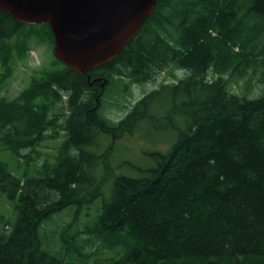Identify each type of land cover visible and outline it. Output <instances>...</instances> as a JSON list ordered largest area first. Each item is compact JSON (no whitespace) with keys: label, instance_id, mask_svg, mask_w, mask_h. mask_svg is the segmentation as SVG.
<instances>
[{"label":"trees","instance_id":"trees-1","mask_svg":"<svg viewBox=\"0 0 264 264\" xmlns=\"http://www.w3.org/2000/svg\"><path fill=\"white\" fill-rule=\"evenodd\" d=\"M25 25L0 12V85L11 76L6 39ZM30 28L22 36L36 34L54 46L48 25ZM54 60L58 67L33 78L15 99L0 98V151L28 166L18 177L0 161V188L17 200L8 234L0 233V264H99L97 243L112 254L108 264H264V95L251 99L230 86L244 80L251 90L264 83V0H159L111 61L80 75ZM168 70L172 83L146 94L124 121L107 128L106 105H120L112 96L115 77L143 84ZM175 70L185 76L178 80ZM105 80L101 95L97 85ZM166 91L173 105L159 113ZM60 92L66 94L61 107ZM96 98L100 106L91 115ZM176 116L185 128L172 148L154 155L156 165L145 176L117 178L95 225L71 229L69 244L51 254L46 236L41 240L43 222L78 206L76 223L83 205L100 195L98 171L108 168L112 151H92L100 135ZM62 131L66 138L53 162L46 155L28 174L33 154H44L41 143Z\"/></svg>","mask_w":264,"mask_h":264},{"label":"rangeland","instance_id":"rangeland-1","mask_svg":"<svg viewBox=\"0 0 264 264\" xmlns=\"http://www.w3.org/2000/svg\"><path fill=\"white\" fill-rule=\"evenodd\" d=\"M30 26L25 25L22 33L19 34L18 32L10 39H6L13 57L10 62L11 76L0 85V98L15 99L23 90L29 87L33 78L43 77L47 72L58 67L54 60L56 59L53 54L54 46L52 47L48 41L39 42L40 37L36 34H31L28 39L25 38L26 35L22 36L31 29ZM42 40L45 41V39ZM17 43L20 47L19 50L17 49ZM169 72L170 70L143 84L131 83L128 79L119 80V78L115 77L112 96L117 99L120 105H106L107 111H105V114H107L111 122H116L127 115L140 99L153 90L158 89L161 84L172 83L173 78L169 76ZM4 73L0 58V76L4 75ZM174 74H176L178 80L185 76V72L181 70H175ZM230 86L234 93L249 96L251 99H257L264 95V83L257 82L251 90L245 89L244 80L240 81L239 84L231 83ZM169 94L170 91H166L165 102H160L162 106L160 104L157 106V112L160 113L161 110H166L173 105V100ZM59 95L62 102L59 101L58 106L61 107L66 101V94L60 92ZM180 100L183 101L184 98L181 97ZM111 101L114 103L115 100ZM176 101L179 100L177 99ZM60 119V123H63L64 119ZM173 126H179L180 129H173ZM184 128V119L176 116L173 119H159L155 122L133 125L131 129L134 130H126L119 136L100 135L98 145L92 151L102 154L106 153L110 146L112 148V151L109 150L108 153V168H102L98 171V176L102 177V182L99 185L100 195L93 201L83 205L76 223H74V214L78 206L68 207L43 222L40 227L42 235L40 237L44 241V236H46V246L51 247L50 253L57 255L60 250H63L69 244L66 238L71 237V229L76 232L84 230L85 227L94 226L103 212L104 203L110 199L115 180L119 177L141 178L145 176L146 171L156 165L154 155L167 153L176 142L179 132L184 130ZM65 133V131H62L59 138L47 139L41 143L38 150L44 154L40 157L33 154L35 161H31L28 174H33V168L39 169L44 164L47 159L46 155H50L49 161L53 162L61 142L66 138ZM47 134L51 135L52 131L49 130ZM22 153L29 154L30 149H24ZM0 161L6 162L9 170L18 177L23 176L28 167L24 158L21 159L22 165L19 167L10 152L0 151ZM16 202L17 200L9 198L7 193L0 188V233L8 234L9 226H7V222L14 220ZM81 238L85 239L88 236L83 234ZM80 241H78V244H80ZM96 245L93 249L98 254L99 264H108L106 260L112 258V254L103 249L100 243ZM86 248L88 252L93 250L90 246H86Z\"/></svg>","mask_w":264,"mask_h":264},{"label":"water","instance_id":"water-1","mask_svg":"<svg viewBox=\"0 0 264 264\" xmlns=\"http://www.w3.org/2000/svg\"><path fill=\"white\" fill-rule=\"evenodd\" d=\"M159 0H0V12L48 25L54 57L80 75L114 59L139 33Z\"/></svg>","mask_w":264,"mask_h":264},{"label":"flooded vegetation","instance_id":"flooded-vegetation-1","mask_svg":"<svg viewBox=\"0 0 264 264\" xmlns=\"http://www.w3.org/2000/svg\"><path fill=\"white\" fill-rule=\"evenodd\" d=\"M95 83L96 82H92L91 83V86H94L95 85ZM107 85H109V83L108 82H106V80L105 81H99L98 82V85H97V91L99 92H102L101 93V95L103 94H105L106 92H107ZM112 90H113V88H112ZM110 92V91H109ZM113 92V91H112ZM108 96H109V94H107ZM112 102V101H111ZM93 104V108H91V110L89 111V113H91V115H93V114H95V112H96V109L98 108V106H100V102H99V99L98 98H96L95 100H94V102L92 103ZM125 117V116H124ZM124 117H121L120 119H118V121H116V122H111V120L109 121V123L108 124H110L107 128H109V129H111L110 127H114V126H112V125H114V124H117V123H121L122 121H124ZM94 118L92 117V121L94 122ZM111 122V123H110ZM107 124V125H108ZM103 127V124H102V126H101V129H103L102 128Z\"/></svg>","mask_w":264,"mask_h":264}]
</instances>
